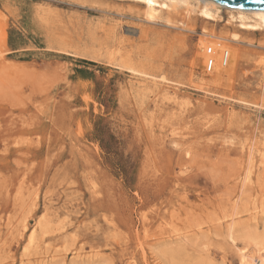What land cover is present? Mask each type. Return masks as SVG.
I'll return each mask as SVG.
<instances>
[{
    "label": "rangeland",
    "instance_id": "obj_1",
    "mask_svg": "<svg viewBox=\"0 0 264 264\" xmlns=\"http://www.w3.org/2000/svg\"><path fill=\"white\" fill-rule=\"evenodd\" d=\"M223 8L171 28L127 0H0V264L259 252L264 34L231 40Z\"/></svg>",
    "mask_w": 264,
    "mask_h": 264
},
{
    "label": "bare ground",
    "instance_id": "obj_2",
    "mask_svg": "<svg viewBox=\"0 0 264 264\" xmlns=\"http://www.w3.org/2000/svg\"><path fill=\"white\" fill-rule=\"evenodd\" d=\"M127 1L138 3L139 5H141L142 16L145 18V20L148 23L162 22L165 26L171 28H177L175 26L179 24L175 21V16L179 13V11L184 12L186 17L188 16V20H191L190 19L191 17H189L190 14L197 13L206 21H211V20L216 21L219 18L218 15L219 10L224 7V6H220L213 0H127ZM223 9L226 10V14L228 15L227 22L229 24L230 22L237 24V32L231 34L230 36L231 40L238 41L241 37L240 32H246L252 34H255L257 32L260 34H264V11H257V10L244 11L231 7L229 8L224 7ZM180 24L181 26L184 27V22H180ZM224 52L227 51H223V53ZM227 53L229 57V52ZM213 66H214V62H213ZM221 66L224 67L223 65ZM119 68L122 67L119 66ZM125 69H127L128 72L136 75L144 76L146 78L149 77L152 79H156L150 76L149 74L142 73L139 71L136 72L135 70L129 67H126ZM213 69L214 68H212V71ZM249 175L250 173L248 172V174L246 175L247 179H249ZM260 243H261L259 245L260 253L258 252L255 255H250L244 252H240L239 263L264 264V239Z\"/></svg>",
    "mask_w": 264,
    "mask_h": 264
},
{
    "label": "water",
    "instance_id": "obj_3",
    "mask_svg": "<svg viewBox=\"0 0 264 264\" xmlns=\"http://www.w3.org/2000/svg\"><path fill=\"white\" fill-rule=\"evenodd\" d=\"M220 6L236 8L244 11H264V0H213Z\"/></svg>",
    "mask_w": 264,
    "mask_h": 264
},
{
    "label": "built area",
    "instance_id": "obj_4",
    "mask_svg": "<svg viewBox=\"0 0 264 264\" xmlns=\"http://www.w3.org/2000/svg\"><path fill=\"white\" fill-rule=\"evenodd\" d=\"M205 52H206V55L208 56V58L206 59V62H205V65H204V68H205V71L207 73H210V72H213L212 71V68H213V59L211 58L212 56V50L210 47H207L205 49ZM228 53L227 52H224L223 55H222V65L224 66L227 62H228Z\"/></svg>",
    "mask_w": 264,
    "mask_h": 264
}]
</instances>
